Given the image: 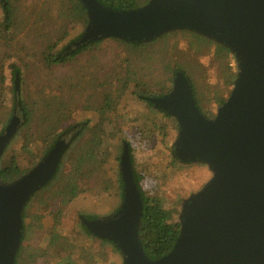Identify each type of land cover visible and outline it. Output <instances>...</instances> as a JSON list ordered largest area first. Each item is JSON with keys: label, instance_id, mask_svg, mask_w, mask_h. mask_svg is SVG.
I'll return each mask as SVG.
<instances>
[{"label": "water", "instance_id": "water-1", "mask_svg": "<svg viewBox=\"0 0 264 264\" xmlns=\"http://www.w3.org/2000/svg\"><path fill=\"white\" fill-rule=\"evenodd\" d=\"M79 1L88 23L61 56L109 38L142 43L168 31L189 30L224 44L238 62L232 91L213 120L200 114L181 73L168 94L147 98L177 122L173 156L184 164H205L212 172L210 181L183 202L173 250L155 262L144 255L137 236L142 202L126 142L119 160L124 183L120 210L105 219L80 218L82 224L113 244L122 264H264V0H150L134 12ZM14 91L13 117L0 134V157L24 121L18 81ZM74 129L61 135L26 176L0 184V264H13L21 210L55 176L77 132L65 137Z\"/></svg>", "mask_w": 264, "mask_h": 264}, {"label": "trees", "instance_id": "trees-1", "mask_svg": "<svg viewBox=\"0 0 264 264\" xmlns=\"http://www.w3.org/2000/svg\"><path fill=\"white\" fill-rule=\"evenodd\" d=\"M76 1L83 7L79 0ZM95 1L99 5L115 12H134L142 9L150 2V0ZM2 6L4 10V25L5 29L8 30L12 20V10L7 0L2 2ZM80 36L81 34L75 40ZM101 45L106 47L101 48ZM6 47L9 48L8 45ZM53 47L48 46L47 49H52ZM92 47H99V49L95 50ZM116 49H121L123 53L116 52ZM109 51L110 57L108 59H111V62L108 66L104 61ZM81 55H86L87 57L91 55L93 60L95 58V69L98 75L104 71L107 77H98L96 75H93L92 78L86 77L85 75H80L82 74L81 71L75 70L77 71L75 75H70L66 80L57 81L58 85L55 95L48 96L46 90L42 88L37 92L38 94L36 93V100L32 101H30V96L28 97L24 94L22 71L14 65L10 67L13 82V100L15 102V81H18L19 96L17 98L20 110L24 116L21 128H26L30 131L33 123L37 125L33 132L24 135L26 143L35 141L36 138L33 135L37 136V141L42 140L49 131L69 119L72 114V106L79 107L81 110L95 112L98 115V121L92 127L87 138L71 148L70 169L64 184L51 191L47 200L43 202L50 209L49 213L46 216H35L26 212L27 204L22 208L20 214L22 225L21 239L13 264H30L29 255L31 254L38 256L46 264L53 262L54 253L61 252L64 249L61 245L62 242L71 247V258L67 259L64 264H73L75 259H78L81 264H97L94 259L95 253L87 250L84 244L87 239L98 240V238L88 231L80 218L87 221L105 219L114 216L121 208L124 200V183L121 173L119 180L114 183L108 177L104 160L106 136L104 127L106 123L112 125L113 128L116 127L117 108L125 98L131 85L145 90H155V93H148L140 97V101L159 115L172 118L164 111L156 109L152 103L147 101V98L163 97L162 89L167 84L172 86L176 75L181 73L188 83L200 114L207 120H213L218 108L229 97L237 79L238 62L231 50L224 44L189 30L168 31L149 42L142 43L109 38L90 43L76 50L71 55L61 56V53L51 55L48 57L49 66L65 64ZM228 55L233 56L235 69L229 65L227 61ZM208 56H212L213 60H217L218 63V71L215 74L217 84L212 86L200 82V80H204L203 74H205L208 65H204L202 60ZM104 68H107L108 71L106 72ZM195 73L201 74L199 80H196ZM80 76L83 79H80ZM64 82L68 83V95L71 99L61 92ZM80 82L84 83V87H88L90 94L87 98H78L76 101L74 97L76 94L71 93V91L79 90L81 88ZM137 121L139 124H143L141 129H146L145 132L142 131L143 133H151L158 129L150 119H138ZM3 130H1L0 134ZM165 138L161 135V143H165ZM56 141L57 139L47 148L44 156L53 148ZM124 142L126 141H122V146ZM126 143L129 146L134 183L142 202L137 236L146 258L151 262H155L167 256L173 250L180 237L181 222L179 219L176 222L171 220L170 213L163 207L159 198L145 196L142 193L133 166L132 148L128 142ZM122 146L120 147V152L122 151ZM173 152L174 146L171 148L172 160L180 166H201L209 169L205 164L201 163L184 164L173 156ZM59 168L60 164L53 179L56 177ZM15 171H17V166L14 163L7 169H0V184L3 185L2 183H4L6 185V183H9L2 178L9 177ZM210 173L212 178V172L210 171ZM206 183L207 181L204 182L202 188ZM87 189L96 191L102 199L111 194L113 196L112 201L109 203L105 201L104 208L106 211H104L106 215L102 218L79 213V224L84 236L83 238L68 239L59 233L61 217L63 212L70 208ZM36 224L40 228L48 227L50 233L45 236L40 247L31 248L25 246L23 242L26 229L28 226ZM111 245L114 246L113 244Z\"/></svg>", "mask_w": 264, "mask_h": 264}, {"label": "rangeland", "instance_id": "rangeland-1", "mask_svg": "<svg viewBox=\"0 0 264 264\" xmlns=\"http://www.w3.org/2000/svg\"><path fill=\"white\" fill-rule=\"evenodd\" d=\"M7 1L12 10V20L8 30L5 29L4 10L0 0V132L10 123L15 107L10 70L12 65L22 71L24 94L30 96V101L36 100V93L42 88L46 90L48 96L55 95L57 81L66 80L70 75H75L77 72L75 70L81 71L82 74L80 75L86 77L92 78L93 75L107 77L104 71L98 75L95 69V58L93 60L91 55L89 57L81 55L65 64L49 66L48 57L62 53L78 35L84 32L87 26L86 11L76 0ZM48 46L54 47L47 49ZM102 47L106 46L101 45ZM92 49L97 50L99 47H92ZM116 52L121 53L122 50L116 49ZM109 57L110 51L104 61L107 65L111 62ZM227 61L235 69L233 56L228 55ZM202 63L208 65L205 66L204 80H200V82L211 86L217 84L215 76L218 71L217 60L208 56L202 60ZM104 69L106 72L108 71L107 68ZM200 76V73H195L196 80H199ZM79 78L83 79L82 76ZM83 85L84 83L80 82L81 88L75 92L71 91V93L76 94H73L76 101L78 98L85 99L90 94L88 87ZM171 89L172 86L167 84L161 93L167 94ZM61 92L69 96L67 82H64ZM148 93H155V90H145L131 85L117 108L116 127L113 128L112 125L106 123L104 127L106 134L104 160L107 166V174L111 182L114 183L119 180L120 147L122 141L128 142L132 148L133 166L142 193L145 196L159 198L163 207L170 213L171 220L176 222L179 219L183 201L191 198V194L200 191L204 182L210 181L211 173L205 167L180 166L173 162L171 148L178 135L177 122L173 118L159 115L142 103L140 97ZM69 98L71 99L70 96ZM72 107L70 118L49 131L42 140L37 141L38 138L35 135L33 136L36 139L33 142L26 143L24 140V135L33 132L37 126L35 123H33L30 131L26 128H20L0 157V169H7L12 163L17 166V171L7 178H2L9 182L6 185L11 184L26 176L42 159L47 148L60 135L76 127L73 130L77 132L76 137L72 141L70 149L64 154L56 177L40 189L28 202L26 212L30 215L46 216L49 213L50 209L43 202L47 200L51 191L64 184L70 169L71 148L87 138L92 127L98 121V115L95 112ZM145 118L150 119L158 127L154 132L151 130L152 134L143 133L146 129H141L143 124H139L137 121ZM83 124L84 126L81 127ZM72 132L65 137L66 140L69 139ZM161 135L166 137L165 143H161ZM112 198L113 196L109 194L102 199L96 191L87 189L70 208L63 212L59 233L68 239L83 238L84 234L79 224V213L102 218L106 215L104 203L105 201L106 203L111 202ZM49 233L48 227L40 228L37 224L30 225L26 229L23 243L31 248L40 247L45 236ZM61 245L64 249L54 253L53 262L48 264H64L67 259L71 258V247L65 242H62ZM84 246L87 250L95 253L94 259L97 264L122 263L123 258L120 252L107 242L87 239ZM29 261L30 264H46L44 260L34 254L29 255ZM73 264L81 263L75 259Z\"/></svg>", "mask_w": 264, "mask_h": 264}, {"label": "flooded vegetation", "instance_id": "flooded-vegetation-1", "mask_svg": "<svg viewBox=\"0 0 264 264\" xmlns=\"http://www.w3.org/2000/svg\"><path fill=\"white\" fill-rule=\"evenodd\" d=\"M167 94H168V93H167ZM164 95H166V94H164ZM173 119H174V118H173ZM174 120H175V119H174ZM83 126H84V124H83L81 127H83ZM178 131H179V130H178ZM74 132H75V131H73V132H72V133L69 135V137H70L71 135H73V134H74ZM60 136H61V135H60ZM60 136L58 137V139L60 138ZM58 139H57V140H58ZM172 146H174V143H173V145H172Z\"/></svg>", "mask_w": 264, "mask_h": 264}, {"label": "crops", "instance_id": "crops-1", "mask_svg": "<svg viewBox=\"0 0 264 264\" xmlns=\"http://www.w3.org/2000/svg\"><path fill=\"white\" fill-rule=\"evenodd\" d=\"M60 163H61V162H60ZM30 200H31V199H30ZM30 200H29V201H30ZM27 204H28V203H27ZM98 240H99V239H98ZM99 241H103V240H99ZM103 242H106V241H103ZM107 243H109V242H107ZM109 244H110V243H109Z\"/></svg>", "mask_w": 264, "mask_h": 264}]
</instances>
